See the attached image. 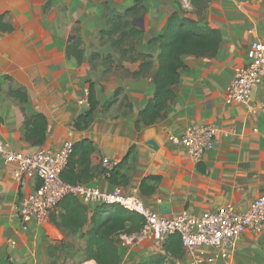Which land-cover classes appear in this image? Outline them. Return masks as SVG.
Returning a JSON list of instances; mask_svg holds the SVG:
<instances>
[{
  "label": "crops",
  "instance_id": "0c3cea01",
  "mask_svg": "<svg viewBox=\"0 0 264 264\" xmlns=\"http://www.w3.org/2000/svg\"><path fill=\"white\" fill-rule=\"evenodd\" d=\"M135 1L0 0V141L30 154L72 141L74 183L103 192L121 188L165 217L184 210L200 217L227 204L245 211L264 195V81L253 94L256 113L228 104L225 97L252 43L264 42V0L199 5L143 0L141 18L126 16ZM175 12L217 29L221 43L213 58L183 56L187 69L173 87L176 97L151 122L143 114L155 95L162 52L154 40ZM115 24H123L120 32L102 36ZM127 24L142 35L123 37ZM90 90L97 105L91 120L78 128L90 111ZM38 115L47 128L44 140L34 144L27 139L26 122ZM198 124L220 130L200 163L170 141ZM105 158L117 162L109 174ZM36 185L0 156V264H52L65 258L66 264H96L86 256L97 206L80 200L88 222L76 232L62 227L66 236L57 227L62 208L48 224L32 222L25 229L18 210ZM119 248L121 264H142L164 250L139 233ZM203 253L216 256L210 264H264V231L242 236L229 260L218 258L214 249Z\"/></svg>",
  "mask_w": 264,
  "mask_h": 264
},
{
  "label": "built area",
  "instance_id": "2783aa9c",
  "mask_svg": "<svg viewBox=\"0 0 264 264\" xmlns=\"http://www.w3.org/2000/svg\"><path fill=\"white\" fill-rule=\"evenodd\" d=\"M263 81L264 42L255 41L248 51L247 63L235 70L227 87L226 102L247 106L252 114L256 113L258 106L253 105V94ZM219 131L213 124L192 125L181 136H172L170 141L187 151L194 162L200 163L214 148ZM74 150L75 143L67 141L59 150L43 147L30 154L12 151L0 141V156L5 162L15 164L20 177L32 178L37 184L34 191L21 201L18 210L25 229L32 222L38 226L48 224L69 196L93 206L119 205L143 217L140 238L164 246L172 237H177L189 256V264H210L216 259V256L206 257L204 249H214L218 258L229 260L231 249L242 236L264 231V195L253 200L245 211L227 204L200 217L188 210L174 217H165L146 207L140 197L124 194L121 188L103 192L90 184L65 181L63 175ZM102 165L109 174L117 162L105 158ZM170 259L171 256H167L164 264Z\"/></svg>",
  "mask_w": 264,
  "mask_h": 264
},
{
  "label": "trees",
  "instance_id": "16d2710c",
  "mask_svg": "<svg viewBox=\"0 0 264 264\" xmlns=\"http://www.w3.org/2000/svg\"><path fill=\"white\" fill-rule=\"evenodd\" d=\"M191 1L193 4L199 5L206 0ZM142 2L143 0H136L135 5L126 12V16L141 18ZM120 26L115 24L109 31L103 32L102 36L120 32ZM127 27L130 29L128 33L127 31L122 33L123 37L127 34L130 36L142 35V31L137 28L129 24ZM154 41L160 43L162 52L159 56V69L154 78L155 95L143 114L144 119L146 118L151 122L160 117L168 102L173 101L176 97L173 87L180 80V71L187 69L183 56L215 57L221 43V35L217 29L201 25L199 22L175 12L168 19L165 32ZM146 67L147 65L144 66V68ZM96 105L93 91L90 90V111L78 120L76 125L78 128L91 120ZM26 127L27 139L30 142L39 144L44 140L47 128L44 116L38 115L28 119ZM73 157L74 154L63 178L65 181L75 184V179H73L75 166L71 162ZM61 205L64 211L61 216V225L64 228L76 232L88 222V209L79 199L69 196L64 199ZM91 223L93 228L89 232L87 261H95L96 264H121L120 245L116 237L121 234L132 236L134 233L141 232L143 217L119 205H101L96 207ZM164 246L167 253L181 249L177 237H172ZM144 264H164V259L155 257Z\"/></svg>",
  "mask_w": 264,
  "mask_h": 264
},
{
  "label": "rangeland",
  "instance_id": "374dc122",
  "mask_svg": "<svg viewBox=\"0 0 264 264\" xmlns=\"http://www.w3.org/2000/svg\"><path fill=\"white\" fill-rule=\"evenodd\" d=\"M125 29V28H124ZM62 208V205L60 206V210ZM62 211V210H61ZM60 215V219L62 220L61 218V213L59 214ZM58 222H56L57 224ZM58 229L62 231V233L64 234V236H66L67 232L65 229H62V225L59 226L57 225ZM138 236V233H134L132 236H129V235H126V234H121L120 236L117 235L116 237V240L118 242V244L121 246L122 243L126 242V240L129 238H137ZM161 248V247H160ZM164 248L163 250V253H157L156 252V257L157 258H163L164 260L167 259V256H171L172 259L169 260L168 264H178L177 262L179 261L180 264H189V260H188V255L186 254V252L181 248L179 249L178 251L176 250L175 252H172V253H167L166 250H165V246L163 247L162 246V249ZM88 257V255L86 256ZM54 263L52 264H66V258L64 260L62 259H59L57 261H53ZM86 262H88L86 260ZM166 262V261H165ZM85 264V262H83ZM144 264V263H142Z\"/></svg>",
  "mask_w": 264,
  "mask_h": 264
},
{
  "label": "water",
  "instance_id": "95a60500",
  "mask_svg": "<svg viewBox=\"0 0 264 264\" xmlns=\"http://www.w3.org/2000/svg\"><path fill=\"white\" fill-rule=\"evenodd\" d=\"M139 23H140L141 27H143V21L141 20V21H139Z\"/></svg>",
  "mask_w": 264,
  "mask_h": 264
}]
</instances>
